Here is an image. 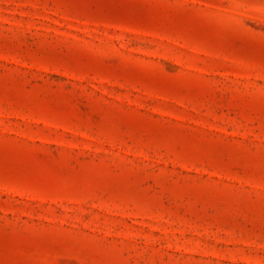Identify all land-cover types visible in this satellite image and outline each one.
<instances>
[{
    "label": "rangeland",
    "instance_id": "374dc122",
    "mask_svg": "<svg viewBox=\"0 0 264 264\" xmlns=\"http://www.w3.org/2000/svg\"><path fill=\"white\" fill-rule=\"evenodd\" d=\"M0 264H264V0H0Z\"/></svg>",
    "mask_w": 264,
    "mask_h": 264
}]
</instances>
